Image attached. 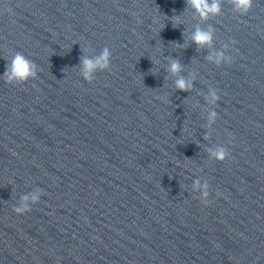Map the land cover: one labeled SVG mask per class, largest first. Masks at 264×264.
Returning <instances> with one entry per match:
<instances>
[{
	"label": "water",
	"instance_id": "95a60500",
	"mask_svg": "<svg viewBox=\"0 0 264 264\" xmlns=\"http://www.w3.org/2000/svg\"><path fill=\"white\" fill-rule=\"evenodd\" d=\"M209 25L211 48L193 43ZM224 45L230 63H210ZM15 52L34 79L2 76ZM0 264H264V0L208 20L188 0H0Z\"/></svg>",
	"mask_w": 264,
	"mask_h": 264
},
{
	"label": "clouds",
	"instance_id": "9594fccd",
	"mask_svg": "<svg viewBox=\"0 0 264 264\" xmlns=\"http://www.w3.org/2000/svg\"><path fill=\"white\" fill-rule=\"evenodd\" d=\"M252 0H231L233 11L241 15L248 12L251 7ZM221 3L222 0H188L189 7L194 11V13L199 16L201 20H208L210 17H215L221 14ZM179 20V18H174ZM215 30L209 25L206 29L197 26L191 35V40L193 43L200 47L207 46L211 48L212 40L214 38ZM227 50V45L223 46V50L210 54L207 60L220 66L222 63H230L231 58L225 55ZM111 53L110 50L105 47L99 53V55L91 56L89 54H84L81 58L80 71L79 74L85 82H91L93 80V75L97 71L107 70L110 66ZM181 65L176 60H169L167 71L173 75L177 76L174 81V86L176 89L181 91H189L192 89V81L195 79L194 74L191 78L185 79L179 77L177 74L181 71ZM37 75V66L34 61L29 60L22 53L15 52L12 53L7 61L5 71L2 76L6 79L8 83H24L30 79H34ZM219 97L216 91L212 88L208 89L207 95L204 96V100L209 105H214L217 103ZM217 118V113L215 111H209L207 115V123L210 127ZM208 135V134H207ZM209 159H214L217 161H223L229 155L228 151L223 146L211 147L206 149ZM193 192L200 193V199L202 202L207 201L209 196V185L205 181L201 183L198 178L192 182L191 185ZM42 190L37 188L27 194H23L19 197L18 205L14 207V212L17 214H24L31 210L30 206L35 205L40 200L42 195Z\"/></svg>",
	"mask_w": 264,
	"mask_h": 264
}]
</instances>
